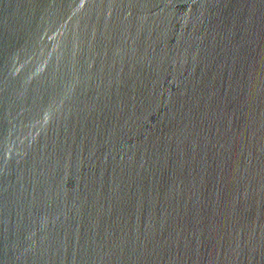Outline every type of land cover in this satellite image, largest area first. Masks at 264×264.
<instances>
[{"label": "water", "instance_id": "1", "mask_svg": "<svg viewBox=\"0 0 264 264\" xmlns=\"http://www.w3.org/2000/svg\"><path fill=\"white\" fill-rule=\"evenodd\" d=\"M0 264H264V0H0Z\"/></svg>", "mask_w": 264, "mask_h": 264}]
</instances>
